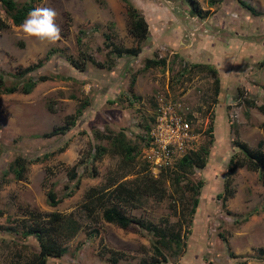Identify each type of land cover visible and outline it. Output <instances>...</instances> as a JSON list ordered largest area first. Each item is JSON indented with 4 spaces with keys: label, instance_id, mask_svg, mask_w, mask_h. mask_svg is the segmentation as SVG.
I'll return each mask as SVG.
<instances>
[{
    "label": "rangeland",
    "instance_id": "rangeland-1",
    "mask_svg": "<svg viewBox=\"0 0 264 264\" xmlns=\"http://www.w3.org/2000/svg\"><path fill=\"white\" fill-rule=\"evenodd\" d=\"M129 1L147 22L144 37L128 31L124 0H34L35 8L57 12L62 38L55 44L26 36L23 22L13 24L0 2L4 84L20 85L28 75L49 76L28 92L0 91V264L29 263L38 243L26 229L37 222L48 225L51 211L61 218L48 232L65 250L47 256L45 264H140L150 258L155 235L105 221L98 201L86 203L90 187L100 192L118 181L139 187L138 196L123 206L125 214L158 225L180 223L183 233L188 229L185 244L161 247L166 260L155 264H264V184L258 170L237 166L227 176L232 193L223 202L217 196L229 159L243 155L234 140L251 148L261 140L264 154V112L243 100L264 103V0H244L254 13L237 0H195L200 15L190 11L187 0ZM114 46L138 51L118 53ZM50 47L56 50L33 70L10 74L35 63ZM67 57L82 61L83 68ZM147 57L163 63L143 67ZM196 62H208L215 71L191 65ZM166 99L178 104L177 112L189 121L191 138L184 142L191 146L152 171L141 149L148 144L157 103ZM67 116L73 122L64 131L42 134ZM119 131L134 145L132 158L115 147ZM95 144L106 149L92 159ZM201 146L208 149L202 167L177 166L184 153ZM17 154L28 160L21 179L9 167ZM72 166L75 177L69 175ZM174 173L183 175L175 185ZM145 176L160 181L162 196L140 188ZM185 180L201 181L194 212ZM47 190L61 200L51 204Z\"/></svg>",
    "mask_w": 264,
    "mask_h": 264
},
{
    "label": "trees",
    "instance_id": "trees-1",
    "mask_svg": "<svg viewBox=\"0 0 264 264\" xmlns=\"http://www.w3.org/2000/svg\"><path fill=\"white\" fill-rule=\"evenodd\" d=\"M37 1V0H35ZM244 8L250 10L251 13H254V9L251 5H249L244 0H237ZM3 4L5 11L9 14L11 21L13 24L18 25L23 22L25 16L29 13L30 10L35 8L34 0H25L20 4H16L14 0H0ZM127 4V15H128V31L137 37H144L147 32V22L144 16L137 11V9L132 6L129 0H124ZM190 4V11L200 15L201 11L199 9L198 4L195 0H187ZM56 50L54 47H50L45 51L44 55L37 59L35 63H30L25 66L18 67L15 71L10 74L13 76H22L27 72L33 70L36 66L41 64L44 59L48 58L50 54H52ZM114 51L116 52H128L131 54H135L138 51V47H120L114 46ZM68 58V57H67ZM68 60L74 66L78 68H83V62L77 63L74 59L68 58ZM158 63H163V59H156L147 57L144 61V66L156 65ZM260 63L264 66V55L260 60ZM191 65L206 67L210 71L214 72L215 69L207 64V63H191ZM49 76L45 74H38L36 76L28 75L25 77L24 81L18 85L16 83L5 85L3 82L2 74L0 72V91L1 92H11L14 90H20L22 92H28L32 86L40 80H44ZM134 75L130 77L128 83V90L132 91ZM219 81L218 77H213V93L218 92ZM262 92L264 94V86L261 87ZM247 105L256 106L258 110L264 111V103L255 104L254 101L243 99ZM73 122V119L69 116L64 118V121L60 125H54L49 130L44 131L42 134L49 136L53 133L62 132L64 129ZM264 124V120L262 121ZM147 127V125H145ZM211 124L208 125L207 131L211 132ZM118 137L114 138L119 149L121 150L124 158H132L134 145L128 143L124 140L123 132L119 131ZM211 136V134H210ZM235 144L242 152V157H238L235 159H229V163L226 167V180H224L223 187L224 189L221 192L217 193V196L221 197L223 200L232 193V189L228 187L229 181L227 180V176L232 173L237 166L245 165L247 168L258 170L260 181L264 184V154L259 149L262 141L258 140L255 148H251L247 146L244 142L239 140H234ZM63 145H61L58 149H62ZM106 147L102 144H95L93 146V151L91 153L92 159L99 158L101 154L105 151ZM207 148L190 151L184 153L179 160L177 161V166L183 169H189L191 166L202 167L205 164L206 160V152ZM28 164V160L20 154L15 155L11 161L9 162V167L13 173L15 178L21 179L24 175V171L26 170ZM71 177H75L76 172L74 171V167H71L69 172ZM183 176L181 173H174V177H172V181L177 184L180 180V177ZM78 180H75L74 185H76ZM138 184L134 187H128L125 185V181H118L113 186L104 191L97 192L94 187H90L87 191V199L86 203L88 204L91 200L98 201L100 204L101 216L105 221L114 223L121 228L133 227V228H143L147 231H150L153 235H155L154 242H152V251L153 254L148 259H141L140 264H155L159 261L166 260V256L162 251L161 247H171L175 245V249H180L185 243L184 238L182 236L186 234L188 229H186L185 233L181 231L180 223L177 226H165L158 225L149 220H143L140 217L134 215H127L124 213V205L132 203L131 200L135 199L138 196L136 189ZM184 187L192 194V201L190 212H194L195 205L197 204V194L199 193V187L201 186V181L192 182L191 180H185ZM146 194H153L154 196L160 197L163 195V187L160 186V181L157 178H153L150 176H145L143 179L142 186L140 187ZM140 190V189H139ZM72 192V189L68 190L65 195H68ZM64 195V196H65ZM47 197L51 204H55L61 200V196H55L51 190H47ZM107 200H112L108 201ZM131 201V202H130ZM86 205V204H85ZM60 215L54 211L48 213L46 220L50 222L48 225H44L42 223H35V225L30 226L26 229L27 233H33L37 239L38 248L32 253V256L29 260L28 264H45L46 257L49 255L59 256L64 250L65 246L56 241L49 234L48 230L54 227V224H58V220L60 219ZM178 251H176L177 253Z\"/></svg>",
    "mask_w": 264,
    "mask_h": 264
},
{
    "label": "built area",
    "instance_id": "built-area-1",
    "mask_svg": "<svg viewBox=\"0 0 264 264\" xmlns=\"http://www.w3.org/2000/svg\"><path fill=\"white\" fill-rule=\"evenodd\" d=\"M178 107L170 99L157 103L155 121L149 124L148 144L141 149L152 171L171 164L185 146H191L184 142L191 138V126L177 112Z\"/></svg>",
    "mask_w": 264,
    "mask_h": 264
},
{
    "label": "clouds",
    "instance_id": "clouds-1",
    "mask_svg": "<svg viewBox=\"0 0 264 264\" xmlns=\"http://www.w3.org/2000/svg\"><path fill=\"white\" fill-rule=\"evenodd\" d=\"M57 12L50 7H36L29 11L21 24L22 32L40 42L55 44L61 37V27L56 23Z\"/></svg>",
    "mask_w": 264,
    "mask_h": 264
},
{
    "label": "crops",
    "instance_id": "crops-1",
    "mask_svg": "<svg viewBox=\"0 0 264 264\" xmlns=\"http://www.w3.org/2000/svg\"><path fill=\"white\" fill-rule=\"evenodd\" d=\"M226 51V50H225ZM224 55H222V56H224V58L225 57H228V55H225V53H223ZM201 63H207V64H209L208 62H201ZM209 65H211V64H209ZM212 66V65H211ZM213 67V66H212ZM219 81V80H218ZM257 108V107H256ZM264 112V111H263Z\"/></svg>",
    "mask_w": 264,
    "mask_h": 264
}]
</instances>
